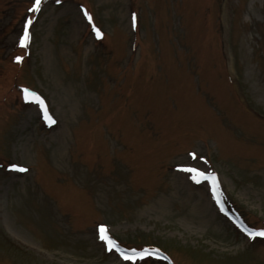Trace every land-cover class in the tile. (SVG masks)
Wrapping results in <instances>:
<instances>
[{
  "label": "rangeland",
  "instance_id": "374dc122",
  "mask_svg": "<svg viewBox=\"0 0 264 264\" xmlns=\"http://www.w3.org/2000/svg\"><path fill=\"white\" fill-rule=\"evenodd\" d=\"M0 264H264V0H0Z\"/></svg>",
  "mask_w": 264,
  "mask_h": 264
},
{
  "label": "bare ground",
  "instance_id": "6f19581e",
  "mask_svg": "<svg viewBox=\"0 0 264 264\" xmlns=\"http://www.w3.org/2000/svg\"><path fill=\"white\" fill-rule=\"evenodd\" d=\"M201 172L198 169H191L186 165H180L176 169V174L174 176V184L181 190L182 194L184 195V192L188 189V185L186 183V177L188 176V179H193V177L200 176ZM186 193V192H185ZM194 196L186 195L185 200L188 201L189 199H192ZM188 204V203H187ZM192 213L196 217V219L199 220L201 223H208L210 215L213 211L212 205L209 200H206L205 197L203 198H197L196 203H193L191 205ZM101 230L97 229L96 234H100Z\"/></svg>",
  "mask_w": 264,
  "mask_h": 264
}]
</instances>
